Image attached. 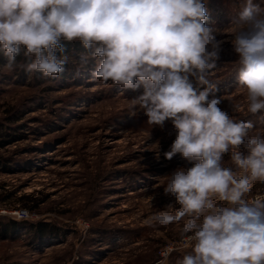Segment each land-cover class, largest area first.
<instances>
[{
    "label": "clouds",
    "instance_id": "1",
    "mask_svg": "<svg viewBox=\"0 0 264 264\" xmlns=\"http://www.w3.org/2000/svg\"><path fill=\"white\" fill-rule=\"evenodd\" d=\"M208 21L206 0H0V54L9 71L52 78L69 63L78 78L95 61L89 80L143 88L130 110L139 106L148 124L161 128L170 120L175 139L165 158L179 153L195 162L164 177L174 203L148 225L183 221L179 244L190 251L176 264H264V195H249L264 185V130L230 117L220 107L224 97L209 99L217 91L211 70L228 42L238 55L244 110L264 112V7L243 0L227 29ZM223 35L229 39L217 38ZM64 42H79L84 51ZM241 107L232 103L234 112ZM226 154L236 170L224 166ZM17 218L31 214L22 209ZM161 255L164 264L170 250Z\"/></svg>",
    "mask_w": 264,
    "mask_h": 264
},
{
    "label": "rangeland",
    "instance_id": "2",
    "mask_svg": "<svg viewBox=\"0 0 264 264\" xmlns=\"http://www.w3.org/2000/svg\"><path fill=\"white\" fill-rule=\"evenodd\" d=\"M253 2L264 7V0ZM242 3L206 0L207 24L227 29ZM76 43L82 48L76 52L84 51ZM237 61L226 42L211 70L217 91L209 99L224 97L220 107L230 117L264 130V112L244 110ZM94 66L90 61L78 78L72 63L57 78L0 67V223H16L0 232V264H160L164 249L170 250L164 264H176L190 251L179 244L183 221L149 226L147 220L174 203L164 177L195 162L179 153L165 158L175 139L170 120L161 128L148 124L139 106L130 110L143 88L91 81ZM223 164L236 170L227 154ZM249 195H264V185ZM22 209L30 219L17 218ZM39 224L49 226L43 238L34 229Z\"/></svg>",
    "mask_w": 264,
    "mask_h": 264
},
{
    "label": "trees",
    "instance_id": "3",
    "mask_svg": "<svg viewBox=\"0 0 264 264\" xmlns=\"http://www.w3.org/2000/svg\"><path fill=\"white\" fill-rule=\"evenodd\" d=\"M64 43H65L66 48L69 49V50H72V49H75L76 51H81L82 50L81 47L80 48L78 47V43H68V42H64ZM17 60H18V63L24 62L23 55L19 56L17 58ZM5 63H6L5 58L3 57L2 54H0V67H4ZM15 70H21V73L27 74V72H25L20 67H17ZM22 198H25V197H22ZM15 225H16V223L15 222H12V221L11 222H8L6 224H1L0 223V232L3 235H6L9 232V228L10 227L13 228V227H15ZM47 227H49V226L44 225V224L36 225L34 227V229L36 230V233L38 235L37 237L43 238V236L46 234L45 230L47 229Z\"/></svg>",
    "mask_w": 264,
    "mask_h": 264
},
{
    "label": "built area",
    "instance_id": "4",
    "mask_svg": "<svg viewBox=\"0 0 264 264\" xmlns=\"http://www.w3.org/2000/svg\"><path fill=\"white\" fill-rule=\"evenodd\" d=\"M17 213H18V212H17ZM17 213H16V214H17Z\"/></svg>",
    "mask_w": 264,
    "mask_h": 264
}]
</instances>
